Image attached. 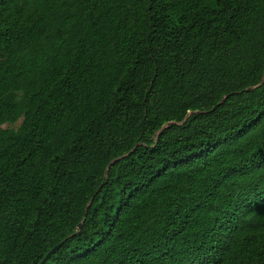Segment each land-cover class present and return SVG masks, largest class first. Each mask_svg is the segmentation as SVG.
I'll return each mask as SVG.
<instances>
[{
  "label": "trees",
  "instance_id": "1",
  "mask_svg": "<svg viewBox=\"0 0 264 264\" xmlns=\"http://www.w3.org/2000/svg\"><path fill=\"white\" fill-rule=\"evenodd\" d=\"M57 245L264 264V0H0V264Z\"/></svg>",
  "mask_w": 264,
  "mask_h": 264
},
{
  "label": "water",
  "instance_id": "2",
  "mask_svg": "<svg viewBox=\"0 0 264 264\" xmlns=\"http://www.w3.org/2000/svg\"><path fill=\"white\" fill-rule=\"evenodd\" d=\"M81 229V225L78 226V230ZM60 245L55 246L53 249H51L45 256L44 258L39 262V264H44L46 262V260L48 259V257L53 254L54 252H56L59 249Z\"/></svg>",
  "mask_w": 264,
  "mask_h": 264
},
{
  "label": "rangeland",
  "instance_id": "3",
  "mask_svg": "<svg viewBox=\"0 0 264 264\" xmlns=\"http://www.w3.org/2000/svg\"><path fill=\"white\" fill-rule=\"evenodd\" d=\"M17 125H13V126H9V127H13V128H15Z\"/></svg>",
  "mask_w": 264,
  "mask_h": 264
}]
</instances>
